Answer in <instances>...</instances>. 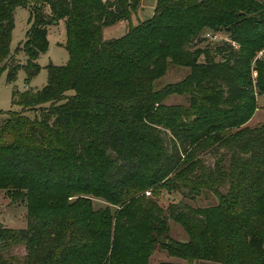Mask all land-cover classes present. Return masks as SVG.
Instances as JSON below:
<instances>
[{
    "label": "trees",
    "instance_id": "obj_1",
    "mask_svg": "<svg viewBox=\"0 0 264 264\" xmlns=\"http://www.w3.org/2000/svg\"><path fill=\"white\" fill-rule=\"evenodd\" d=\"M140 1L0 0V76L7 71V83L20 68L10 63L18 8L32 21L13 53L27 57L26 82L48 51V26L64 22L69 58L45 67L42 89L13 92L21 111L0 121V191L25 201L27 220L20 230L0 224V264H149L156 247L186 264H264V126L232 133L255 109L250 64L264 49V0H156L153 15L133 26ZM122 21L127 32L105 40L104 28ZM205 29L226 31L239 51L223 43L215 49L222 62L194 64L182 48L200 42ZM182 62L189 77L155 90L168 65ZM253 70L264 95V60ZM172 94L187 95L189 109L164 106ZM209 139L243 144L251 159L237 169L207 167L195 151ZM178 184L191 195L212 191L218 205L170 207L166 216L155 197ZM146 190L152 196H140ZM83 196L118 210H94ZM168 217L187 243L170 238ZM19 246L21 259L3 255Z\"/></svg>",
    "mask_w": 264,
    "mask_h": 264
},
{
    "label": "rangeland",
    "instance_id": "obj_2",
    "mask_svg": "<svg viewBox=\"0 0 264 264\" xmlns=\"http://www.w3.org/2000/svg\"><path fill=\"white\" fill-rule=\"evenodd\" d=\"M156 6V0H141L137 12L131 17V25L136 26L138 22H143L149 19L154 12ZM49 13V10L46 9ZM31 15L26 9L18 8L14 14V29L12 31L10 51L12 64H18L20 66L17 71L15 80L12 83H7L6 76L7 71H4L0 76V121L5 119L6 114L11 111L19 112L21 108L13 106L11 103V97L13 92L17 91L22 93L24 91H37L42 89L47 83V72L45 67L51 63L55 66H63L68 62V53L64 48L66 40L65 25L63 21H60L57 25H51L47 27V40L48 51L41 54L37 60V64L40 66V71L26 82V74L24 66L27 63V57L23 51H19L17 54H13L18 47L19 43L25 40L26 33L31 26ZM128 29V23L126 21L118 22L117 24L104 28L103 38L105 40L116 39L123 36ZM208 33H213L216 36L215 40H210L206 36ZM200 42L191 41L183 45V53L188 54L187 58L193 61L194 64H206L214 61L215 63L222 62L221 58L216 55L215 49L221 46L223 43L230 44L234 50L239 51L240 46L237 42L233 41L230 35L222 31H213L205 29L199 36ZM262 53V56H260ZM211 61H209V60ZM260 59L264 60V49L258 52L251 60L250 71L252 81V94L255 98V109L252 117L243 126L233 129L232 133L239 130H254L264 126V95L257 93L255 84L257 73L253 70L255 62ZM256 73V74H255ZM190 75V68L183 64L168 65L164 74L155 82L154 89L160 90L165 86L178 84L185 81ZM187 95H168L163 100V105L166 107H178L182 110L189 109ZM48 106V105H46ZM26 115L33 118L35 112H26ZM187 116L192 118L190 113ZM159 132L161 139L168 143L169 136L165 134L161 127L156 129ZM163 133V134H161ZM195 151L196 158L200 160L203 165L212 168L214 164L220 163L221 166L227 168L230 163L234 164V169L241 166V163L246 159H251L248 147L243 144L234 145L223 144L221 142L209 139L199 145ZM240 160V161H238ZM177 190L167 191L161 190L158 196L155 197L158 205L165 211L168 216V209L170 207L186 206L191 209H205L218 205L217 195L208 189L201 190L199 195H191L190 189H186L182 184L177 185ZM229 188V179L218 189L221 195H226ZM150 197V190L142 192L140 196ZM81 198L87 199L92 203V208L97 209H109L111 213L118 210V206H112L108 202L95 198L92 196H83ZM74 198L72 201H74ZM169 227V236L174 242L187 243L189 240L188 235L185 233L182 226L175 220L167 218ZM0 224L6 228L20 230L27 227L25 201L20 200L15 203L11 202L5 192L0 191ZM6 257L8 255H15L20 259L24 256V247H13L9 252L3 253ZM172 257H168L166 252L157 248L149 258V264H160V261H169ZM177 264H186L187 262L181 259L174 258ZM171 263V262H162ZM194 264H215L211 262H196Z\"/></svg>",
    "mask_w": 264,
    "mask_h": 264
},
{
    "label": "built area",
    "instance_id": "obj_3",
    "mask_svg": "<svg viewBox=\"0 0 264 264\" xmlns=\"http://www.w3.org/2000/svg\"><path fill=\"white\" fill-rule=\"evenodd\" d=\"M206 37L208 39H210V40H215L216 39V36L213 33H208ZM260 56H262V53H260Z\"/></svg>",
    "mask_w": 264,
    "mask_h": 264
},
{
    "label": "crops",
    "instance_id": "obj_4",
    "mask_svg": "<svg viewBox=\"0 0 264 264\" xmlns=\"http://www.w3.org/2000/svg\"><path fill=\"white\" fill-rule=\"evenodd\" d=\"M104 31V30H103ZM170 260L169 261H160L159 263H162V262H171V263H177L176 260L174 258H169Z\"/></svg>",
    "mask_w": 264,
    "mask_h": 264
}]
</instances>
